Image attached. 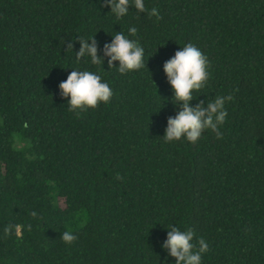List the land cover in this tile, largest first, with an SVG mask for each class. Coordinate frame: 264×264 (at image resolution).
Listing matches in <instances>:
<instances>
[{
  "label": "trees",
  "instance_id": "1",
  "mask_svg": "<svg viewBox=\"0 0 264 264\" xmlns=\"http://www.w3.org/2000/svg\"><path fill=\"white\" fill-rule=\"evenodd\" d=\"M100 3L0 0V264H167L169 225L208 243L202 264H264V0H144L157 16L132 4L118 21ZM132 26L142 69L76 60L78 36L102 49ZM187 43L209 61L192 103L233 99L222 138L166 143L163 63ZM72 68L101 75L110 102L70 112Z\"/></svg>",
  "mask_w": 264,
  "mask_h": 264
},
{
  "label": "clouds",
  "instance_id": "2",
  "mask_svg": "<svg viewBox=\"0 0 264 264\" xmlns=\"http://www.w3.org/2000/svg\"><path fill=\"white\" fill-rule=\"evenodd\" d=\"M132 4L138 13L147 12L144 0H101L100 7H109L108 12L118 21L128 15ZM147 14L157 16L158 12L153 8ZM137 31L134 26L128 28V36L116 31L115 35L111 34V41L104 43L102 49L94 36L86 40L78 36L80 48L75 52L76 60H87L92 65H103L106 60L108 69L115 67L121 74L138 71L145 67V50L139 41L129 38L135 36ZM72 47L69 42L67 50ZM117 61L118 66L114 64ZM208 68L206 55L191 43L183 45L163 63V72L172 90L171 100L177 109L175 115L167 118L162 136L164 142L183 139L194 144L206 130L214 132L217 139L222 138L220 127L228 115L225 104L233 99L232 96H216L212 100L204 99L192 103L199 97L194 93H204L201 90L206 87L210 77ZM72 69L67 79L58 85L60 95L67 100L70 112L79 115L89 108H96L100 103L110 102L113 91L109 83L102 80L101 75L88 70ZM165 228L168 229L166 239L160 247L166 254L167 264H202L203 255L209 251V245L202 237L197 238L194 244L192 241L195 233L191 228L181 230L176 225ZM61 239L70 245L76 236L65 231L61 234ZM168 257L175 259L168 262Z\"/></svg>",
  "mask_w": 264,
  "mask_h": 264
}]
</instances>
